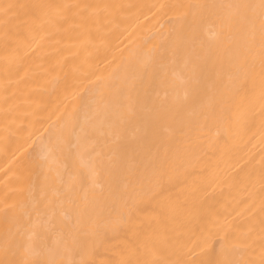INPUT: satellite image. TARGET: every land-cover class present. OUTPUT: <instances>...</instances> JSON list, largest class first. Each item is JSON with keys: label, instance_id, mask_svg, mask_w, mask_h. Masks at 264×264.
<instances>
[{"label": "bare ground", "instance_id": "obj_1", "mask_svg": "<svg viewBox=\"0 0 264 264\" xmlns=\"http://www.w3.org/2000/svg\"><path fill=\"white\" fill-rule=\"evenodd\" d=\"M0 264H264V0H0Z\"/></svg>", "mask_w": 264, "mask_h": 264}]
</instances>
